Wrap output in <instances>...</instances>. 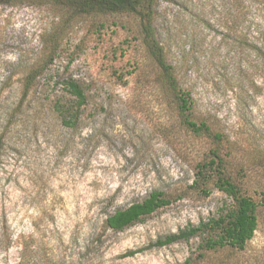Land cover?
<instances>
[{"label": "rangeland", "instance_id": "rangeland-1", "mask_svg": "<svg viewBox=\"0 0 264 264\" xmlns=\"http://www.w3.org/2000/svg\"><path fill=\"white\" fill-rule=\"evenodd\" d=\"M155 10L190 116L219 141L184 126L135 15H77L52 0L0 4V264H264V63L221 40L229 0H158ZM67 79L86 97L72 125L56 110L72 102ZM214 150L259 204L253 237L243 251L204 258L198 237L153 246L230 204L212 179L208 194L193 184ZM153 191L170 203L121 231L104 227Z\"/></svg>", "mask_w": 264, "mask_h": 264}, {"label": "trees", "instance_id": "trees-1", "mask_svg": "<svg viewBox=\"0 0 264 264\" xmlns=\"http://www.w3.org/2000/svg\"><path fill=\"white\" fill-rule=\"evenodd\" d=\"M18 0H0V4H11ZM55 4L67 7L74 14H91L105 12H125L135 15L139 19L142 42L148 54L159 67L161 82L170 90L178 113L184 126L195 135H206L214 141L221 139L219 132H213L204 122H196L190 116L191 98L178 83L174 66L167 61V49L158 38L155 22V6L158 0H52ZM231 10L230 20L224 19L225 32H220L221 40L233 39L236 47L244 45L254 56L264 63V49L260 39L264 38L262 17L257 11L264 12V0H229ZM262 15V14H261ZM246 27V34L242 28ZM242 49V48H241ZM33 77L27 76L26 82ZM31 83V82H30ZM66 91L71 97L70 106H56V110L64 125H72L79 118V111L86 102L82 87L74 80H66ZM214 186L231 199V202L216 217L201 220L198 224L179 229L177 232L165 235L155 241L153 246L161 247L177 241H188L198 237V257L204 258L209 252L223 250L243 251L247 242L253 237L257 228L258 202L244 194L237 183L225 175L224 160L217 150H214L208 160L196 164L193 184L204 194H208L205 184L211 180ZM264 195V193H263ZM170 203V199L163 192L153 191L141 201L116 209L108 214L104 220V227L113 231H121L132 224L141 221L156 209ZM134 251L124 253L132 255ZM191 264V259L185 260Z\"/></svg>", "mask_w": 264, "mask_h": 264}]
</instances>
